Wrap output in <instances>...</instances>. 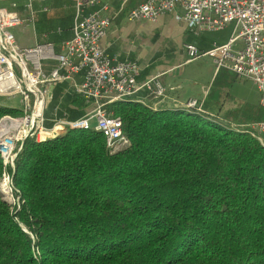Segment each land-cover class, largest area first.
I'll return each instance as SVG.
<instances>
[{"label": "trees", "instance_id": "trees-1", "mask_svg": "<svg viewBox=\"0 0 264 264\" xmlns=\"http://www.w3.org/2000/svg\"><path fill=\"white\" fill-rule=\"evenodd\" d=\"M45 13L36 20L43 43L67 38L64 19ZM88 108L57 83L45 126ZM105 109L121 119L125 148L111 152L93 128L68 129L26 138L13 166L0 157L15 199L0 195V264H264V143L246 124L135 97ZM255 113L250 122L264 121V108ZM20 114L0 105V117Z\"/></svg>", "mask_w": 264, "mask_h": 264}, {"label": "built area", "instance_id": "built-area-1", "mask_svg": "<svg viewBox=\"0 0 264 264\" xmlns=\"http://www.w3.org/2000/svg\"><path fill=\"white\" fill-rule=\"evenodd\" d=\"M52 0H26L25 8L34 14L33 4L43 5ZM75 15L71 37L55 52L50 43L21 48L14 40L12 29L24 20L14 10L0 7V98L14 100L19 116L0 117V157L4 166L13 160L26 138L43 141L71 130L93 128L105 139L111 152L129 145L122 132V122L107 112L109 103L136 97L140 91L145 98L162 99L165 88L159 76L138 81L139 66L134 61H120L110 56L101 46L112 18L108 0H68ZM125 0L121 1L124 4ZM40 11L47 12L42 6ZM172 15L192 32L220 31L232 25L229 40L200 52L194 45H185L189 61L200 57L212 60L216 70L225 68L237 78L252 82L259 92V106L264 108V0H142L126 13L129 22L155 21L160 16ZM240 42V47H237ZM45 62L54 66L46 71ZM81 75V81L74 80ZM68 82L74 92L89 105L84 116L68 121L59 119L47 128L45 110L52 98L54 85ZM142 100L141 102H143ZM201 110L194 99L183 104ZM94 121V125H91ZM248 126L250 136L264 143V121ZM3 183L11 190V179L5 171Z\"/></svg>", "mask_w": 264, "mask_h": 264}, {"label": "crops", "instance_id": "crops-1", "mask_svg": "<svg viewBox=\"0 0 264 264\" xmlns=\"http://www.w3.org/2000/svg\"><path fill=\"white\" fill-rule=\"evenodd\" d=\"M121 1L108 0L110 17L112 18V12L116 15L113 16L109 30L105 38L101 41L102 48L107 54L120 61L129 60L136 62L140 70L139 76L137 77L138 81H144L152 76L158 75L160 82L165 88V96L160 100L149 97L145 98V92L142 91L139 92L141 97L137 95L135 98H138L140 101L144 100L154 108L159 106L183 105L188 100L194 99L201 104V108L206 113L218 116L228 124L248 125L253 122H250V120L256 116L255 110L259 107V92L252 82L249 83L253 86L252 92L254 93V98L250 101L249 92L247 90L242 92L240 89L241 84L243 85V83L248 81L237 78L231 71L225 68L216 70L212 60L208 57L201 58L204 61L208 60L210 67L212 66L214 70L212 72L211 68L208 69L211 72L210 82H207L203 86L198 85L193 80L188 81L181 73H176L188 63L192 61L196 62L199 59L189 61L184 48L185 45L191 44L202 51H207L213 45L225 44L231 36L232 25H227L220 31L192 32L184 24L175 21L172 15H164L163 17L160 16L163 22L152 21V25L146 31L140 32L136 24L146 20L129 22L126 18V13L141 3L142 0H134L135 3L131 0L133 2L132 6L123 13L119 8H116L117 5L121 4ZM12 3H16L17 7L14 10L24 20L22 25L32 21L36 41L35 45L49 43H43L42 41V38H46L47 32L39 36L36 31L37 25H41L36 20L38 18L40 19V16H37V14L40 12L42 6L48 10L45 13L46 19L51 15L53 19L56 17V14H59L57 19L61 18V20L64 19L65 21L64 28L67 38L60 40L58 43H50L54 46V51L59 52L61 43L70 39L71 27L75 15L73 5L70 1L52 0L43 5L35 2L33 4V10H36V12L34 14H30L26 10V0H0V7L11 9ZM119 10L121 12H118ZM167 19L173 23H167ZM62 27V25L60 26L54 23L52 33H56L57 35L61 34L63 32ZM237 47H240V42H237ZM74 80L80 82L81 75H75ZM218 81V88L212 93V88ZM68 85L71 87L70 83ZM232 87L237 88L239 94L244 95V97L238 96L241 100L238 99L233 102V100L228 98L230 91L227 93V89ZM69 106L74 107L71 104Z\"/></svg>", "mask_w": 264, "mask_h": 264}, {"label": "rangeland", "instance_id": "rangeland-1", "mask_svg": "<svg viewBox=\"0 0 264 264\" xmlns=\"http://www.w3.org/2000/svg\"><path fill=\"white\" fill-rule=\"evenodd\" d=\"M127 1L128 0H125L124 4H126ZM134 3H135V1H134ZM133 6H134V4H133ZM118 12H121V11H118ZM115 15L116 14L114 12H112V18ZM161 17H163V16H161ZM161 17L157 18V20L154 22H163ZM167 21H168V19H167ZM151 22L152 21H141V22H138L136 24V26L139 27L140 32L146 31V29H148L152 25ZM167 23L172 24L173 22L171 20H169ZM12 33L14 35V40H15L16 44L20 47H30V46H34L36 43L32 21L28 22L25 25H19V26L13 28ZM200 58L199 59L197 58L198 60H196V62L192 61V62L188 63L185 67L180 68L176 73L183 74L185 76V79H187L188 81L193 80L194 82H196L198 85H201V86H203L207 82H210L211 72H209L208 69L211 68L212 72L214 69L212 66L210 67V63L208 60L205 59L206 61H204L203 58H201V59ZM249 82L250 81L245 82V83H243V85L241 84L240 89L242 92L245 90H247L249 92V100L251 101L254 98V93L252 92L253 86ZM211 83H212V81H211ZM218 84H219V81L213 86L212 93L217 90ZM228 92H229L228 98L233 100V102L237 101L238 99L241 100L238 97L239 95L244 97V95L239 94L238 89L234 88V87L228 88L227 93ZM10 99L8 100L6 98H0V105L19 106V101H18L17 97L14 100H10ZM256 122H258V121H256ZM256 122L249 123L248 125L256 123ZM91 125L92 126L94 125V121H91ZM0 195L7 203H9L11 205L15 202V199L11 195V192L8 191V185H6L5 182L3 183L2 178L0 180Z\"/></svg>", "mask_w": 264, "mask_h": 264}]
</instances>
